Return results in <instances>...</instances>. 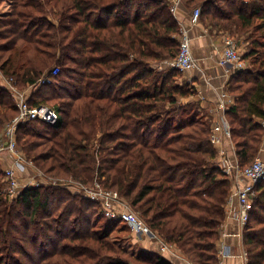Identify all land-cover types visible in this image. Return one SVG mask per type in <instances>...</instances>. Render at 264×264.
Here are the masks:
<instances>
[{"label": "trees", "instance_id": "trees-1", "mask_svg": "<svg viewBox=\"0 0 264 264\" xmlns=\"http://www.w3.org/2000/svg\"><path fill=\"white\" fill-rule=\"evenodd\" d=\"M184 1L201 4V21L217 32L248 34L243 58L251 66L230 75L234 99L226 110L245 166L264 143V0ZM171 6L13 0L0 16V66L18 86H34L31 105L59 113L53 123L31 120L17 129L21 149L47 177L99 181L187 261L217 264L232 181L211 141V120L197 117L199 101H181L196 91L175 82L177 69L157 66L180 49L181 20ZM45 78L51 81L39 83ZM18 112L0 85V123ZM256 190L243 236L246 264H264V178ZM120 222L101 201L61 183L24 187L11 202L0 198V264H174L160 252L125 256L111 239Z\"/></svg>", "mask_w": 264, "mask_h": 264}, {"label": "built area", "instance_id": "built-area-1", "mask_svg": "<svg viewBox=\"0 0 264 264\" xmlns=\"http://www.w3.org/2000/svg\"><path fill=\"white\" fill-rule=\"evenodd\" d=\"M180 1L181 0H172L171 9L175 14H177ZM200 17L201 8L197 7L191 13V22L193 24L199 23ZM181 28L182 33L179 52L172 60L166 61L165 66L170 64L171 67L175 69L187 71L194 68L196 62L191 47V36L182 23ZM223 44L224 47L219 58V64L227 68L229 77L234 72L248 69L249 66L243 58L241 46L237 39L231 34H225L223 36ZM58 71L59 69L55 68L52 74L56 75ZM0 73H3L1 67ZM46 81H51V78L42 79L39 83H44ZM3 84L12 92L19 109L18 114L5 125L4 133L0 135V159L3 156H9L13 162L11 166L4 169V172L5 179L8 182L9 194L14 198L24 187L39 186L41 184L39 181L42 180L37 179V176L29 175L25 183L20 181V173L27 172L33 160L27 161L19 148L17 142V129L19 125L31 120H43L53 123L59 119V113L56 108L47 104L31 105L26 91L22 92L12 77H5ZM233 99V96H231L227 90L221 92L217 104L218 115L211 120V141L219 151V159L223 171L233 184L226 204V214L228 213L230 217H234L241 229L244 230L249 222L250 214L257 197L256 187L264 178V158L258 156L252 163L241 166L235 150L234 154L230 156L226 150L224 151L221 147L225 138H230L232 140L231 125L227 119L226 110L232 104ZM262 124L264 126V120H262ZM82 185L83 184H79L78 188L83 187L87 190L85 195L90 199L101 201L104 206L105 214L108 217L120 219L122 222H125L136 234L146 235L151 239L159 238L157 232L151 229L137 213L128 209L127 204L124 203V199L119 196L116 191L104 189L99 185L98 188L87 189ZM232 198L237 200L236 210L232 209ZM159 241L162 252H169L173 248V246H169V244L160 238ZM242 255L247 263L248 253L246 249H244ZM227 256H231V251L226 248L218 252L219 259H223Z\"/></svg>", "mask_w": 264, "mask_h": 264}, {"label": "crops", "instance_id": "crops-1", "mask_svg": "<svg viewBox=\"0 0 264 264\" xmlns=\"http://www.w3.org/2000/svg\"><path fill=\"white\" fill-rule=\"evenodd\" d=\"M182 1L178 4L177 17L185 25L191 36V47L196 62L194 68L183 72H185L186 81L191 82L196 91L192 99L199 101L200 106L210 114L209 117L212 120L218 115L217 104L220 94L223 90H227L229 79L227 68L219 64V58L224 47V35L222 32L211 30L209 26L201 21L193 24L191 22V11ZM234 146L230 138H225L221 145L230 156L234 154ZM260 156L264 158V143ZM0 160L1 163H5V168L11 166L13 163L9 156H3ZM232 199V209L236 210L237 200L235 198ZM126 227L131 229L127 224ZM243 236L244 230L241 229L237 220L232 216L230 217L227 213L220 229L218 252L226 248L231 251V256L223 259H219L218 257L217 264H246L245 258L242 255L244 249H246ZM151 244L157 247L158 252L168 257L174 264H191L175 247L169 252H162L160 244L157 245V243L147 239L143 240L140 246H152Z\"/></svg>", "mask_w": 264, "mask_h": 264}, {"label": "rangeland", "instance_id": "rangeland-1", "mask_svg": "<svg viewBox=\"0 0 264 264\" xmlns=\"http://www.w3.org/2000/svg\"><path fill=\"white\" fill-rule=\"evenodd\" d=\"M182 2H184V4H185V1L184 0ZM12 4H13V0H4L1 3V5H0V16H3L6 13L10 12L11 11V8H12ZM185 5L187 6V4H185ZM187 7H188V9H190L191 13L197 7H200L201 10H202V6L199 3H193L192 5H190V7L189 6H187ZM177 15H178V13H177ZM51 19H52V17H51ZM200 21H201V17H200ZM201 22H203V21H201ZM203 23L204 24H208L209 22H203ZM217 29L211 28V30H215V31H218ZM181 30H182V28H181ZM222 33H223V35L229 34L228 32H222ZM247 35L248 34L238 35L236 33L232 35L240 43L241 52L243 54V57L245 56L244 54L246 53V51L248 49L247 48V39H248V36ZM180 37H181V34H180ZM165 62L166 61H164V63L163 62H159L157 64L158 68H161L162 70H166V69L171 70V69H174L173 67H171L170 64L169 65L167 64L168 67L165 66L166 65ZM246 62L248 64V66L250 67L251 66V62L248 59H246ZM2 72H3V70H2ZM5 77H9V76H7L4 72L2 74L0 73V85L1 86H5L3 84V81H4ZM175 82H177V83H179V84L187 87L189 91H192V90L195 91L194 87L191 85V82L186 81V79H185V72H183V71H179V70L177 71V73L175 75ZM18 88L22 92L26 91V94L29 97L30 94H31V92H32V90L34 89V86H32V85H28V86H24V87L18 86ZM190 96L187 97V98H182L181 101L184 102V103H187V102H190L192 100H195V99H192V97L194 96V94L193 95H190ZM195 109H198L199 116H197V117H199L201 119H204V120H207V121L210 120V117H209L210 114L208 112H206V110H204L201 106L198 107V108L196 107ZM6 124L7 123H5L4 125H2L0 123V135L4 133V131H5L4 130V127H5ZM18 145H19V148L21 149L19 142H18ZM21 151L24 154V157H25V159L27 161L28 160H31V158H29L28 156L25 155V153L23 152L22 149H21ZM258 156H260V153L258 154ZM4 164L1 163V160H0V169H1L2 173H3V174H0V198H2L3 200H7V201L11 202L13 200V198L9 194L8 184H7L8 182L5 179V175H4L5 165ZM6 166H7V164H6ZM29 175L30 176H37V179H42V180L39 181L41 184L42 183H46V184H59L60 185V183H61L62 186L66 187L67 189H69L73 193H78V194L85 195V193L87 191L83 187H79L78 188L79 184H82V183H80V182H78V181H76L74 179H69L68 178L67 180H63V179L62 180H57L56 178L55 179H52V178L47 177L43 173V171L40 170V168L37 166V164L34 161L30 165V167H29V169H28L27 172L20 173V179H21L20 181L22 183H25L27 181L26 179L29 177ZM98 185L101 186L100 182L97 181V180H95V182H94V184L92 186L85 185V184H83L82 186H85V188H87V189H93V188H98ZM124 203L127 204L129 210H132L135 213H137V215L146 223V221L143 219V217L141 216V213L139 211H136L125 199H124ZM120 223L121 224H119L116 227V229L113 231V233L111 235V239L115 243V245H117L118 247H120L123 250L127 251V254L125 256H130V255H132L133 257L138 256L141 253V250H147V251H150V252H158L157 247H155L153 244H151L152 246H146L145 245V247H142L140 245L142 244V241L145 240V239L151 240L152 242H155V243H157V245H159L160 244V241H159V238L160 237L159 238H152L151 239V238H149L146 235L136 234L131 229H129V228L126 227V223L125 222H122L121 221ZM24 264H31V262L30 261H25Z\"/></svg>", "mask_w": 264, "mask_h": 264}]
</instances>
